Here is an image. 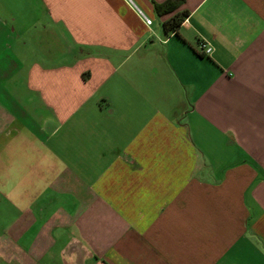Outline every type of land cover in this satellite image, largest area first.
Returning <instances> with one entry per match:
<instances>
[{
    "label": "crops",
    "instance_id": "obj_1",
    "mask_svg": "<svg viewBox=\"0 0 264 264\" xmlns=\"http://www.w3.org/2000/svg\"><path fill=\"white\" fill-rule=\"evenodd\" d=\"M132 1L0 0V264H264V0Z\"/></svg>",
    "mask_w": 264,
    "mask_h": 264
},
{
    "label": "trees",
    "instance_id": "obj_2",
    "mask_svg": "<svg viewBox=\"0 0 264 264\" xmlns=\"http://www.w3.org/2000/svg\"><path fill=\"white\" fill-rule=\"evenodd\" d=\"M184 0H168L164 3H155L156 12L162 16L175 11L183 3ZM188 16V11L184 10L183 12H177L172 17L164 22L165 30L176 31L181 25V22ZM202 55V54H200Z\"/></svg>",
    "mask_w": 264,
    "mask_h": 264
},
{
    "label": "built area",
    "instance_id": "obj_3",
    "mask_svg": "<svg viewBox=\"0 0 264 264\" xmlns=\"http://www.w3.org/2000/svg\"><path fill=\"white\" fill-rule=\"evenodd\" d=\"M128 1L130 3H133L132 0H128ZM137 9H138V12L142 15V17H143L144 21L146 22V24L151 25L152 21H153L152 18L147 16L146 14H144L142 12V10H140L139 8H137ZM199 47L201 48L202 51H205L206 53H210L212 51V47L209 46L208 44L204 43V42L200 43Z\"/></svg>",
    "mask_w": 264,
    "mask_h": 264
},
{
    "label": "rangeland",
    "instance_id": "obj_4",
    "mask_svg": "<svg viewBox=\"0 0 264 264\" xmlns=\"http://www.w3.org/2000/svg\"><path fill=\"white\" fill-rule=\"evenodd\" d=\"M2 10L3 9H6L3 5H2V8H1ZM11 9V8H10ZM24 11H26V8H24ZM207 153V152H206Z\"/></svg>",
    "mask_w": 264,
    "mask_h": 264
}]
</instances>
